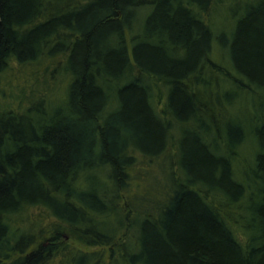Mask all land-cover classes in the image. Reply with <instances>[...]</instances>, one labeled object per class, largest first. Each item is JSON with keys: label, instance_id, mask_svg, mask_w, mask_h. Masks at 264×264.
Masks as SVG:
<instances>
[{"label": "trees", "instance_id": "obj_1", "mask_svg": "<svg viewBox=\"0 0 264 264\" xmlns=\"http://www.w3.org/2000/svg\"><path fill=\"white\" fill-rule=\"evenodd\" d=\"M0 264H264V0H0Z\"/></svg>", "mask_w": 264, "mask_h": 264}, {"label": "rangeland", "instance_id": "obj_2", "mask_svg": "<svg viewBox=\"0 0 264 264\" xmlns=\"http://www.w3.org/2000/svg\"><path fill=\"white\" fill-rule=\"evenodd\" d=\"M30 72H27V74L24 72V70H20L18 68H14L13 70L11 71H8L7 74H5L4 76V80H3V83L1 84L2 85V88L6 90V93L11 95V88L8 87L9 84H7L9 82V80H13L15 82V88H14V91L16 93L22 91V87H25V85H27L26 83H24L23 81L25 80L24 78H26V80H29L30 78ZM30 81V80H29ZM17 84V85H16ZM9 99H13L11 97H9ZM14 102H16L15 99H13Z\"/></svg>", "mask_w": 264, "mask_h": 264}]
</instances>
